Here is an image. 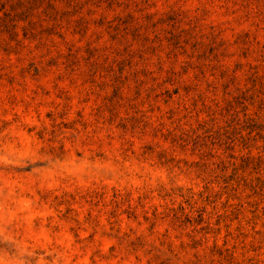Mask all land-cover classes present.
I'll return each instance as SVG.
<instances>
[{
	"label": "clouds",
	"instance_id": "9594fccd",
	"mask_svg": "<svg viewBox=\"0 0 264 264\" xmlns=\"http://www.w3.org/2000/svg\"><path fill=\"white\" fill-rule=\"evenodd\" d=\"M51 3L50 16L38 10L33 22L54 28L59 39L43 38L38 29L24 38L18 28L7 50L0 49V72L6 77L15 76L28 60L42 63L60 55L44 80L28 84L16 77L12 87L0 90V264H264V229L226 236L211 226L206 233L199 226L180 230L170 222V210L189 195L195 157L167 143L143 157L133 135H116L106 125L98 100L89 102L88 113L77 115L84 113L88 69L78 58L66 67L63 55L65 46L74 57L79 47L72 35L76 21L94 25L97 17L110 22L131 15L146 35H155L168 28L156 22L174 16L177 29L194 38L207 43L215 34L223 41L221 56L235 57L232 41L247 33V62L262 63L264 0H119L111 8L87 0L78 8L64 0ZM149 18L155 28L149 27ZM96 31L88 28L81 39ZM153 64L152 83L159 86L172 63L157 53ZM166 110L153 115L158 126L177 133L190 126L187 117L180 118L183 109L173 121L164 119ZM45 112L51 113L48 119ZM248 151L259 160L264 143H252ZM221 162L229 170L234 165L217 153L208 168ZM255 177L264 181L261 171ZM66 208L72 211L61 218ZM213 244L219 255L210 254Z\"/></svg>",
	"mask_w": 264,
	"mask_h": 264
},
{
	"label": "rangeland",
	"instance_id": "374dc122",
	"mask_svg": "<svg viewBox=\"0 0 264 264\" xmlns=\"http://www.w3.org/2000/svg\"><path fill=\"white\" fill-rule=\"evenodd\" d=\"M80 2L64 0L66 5L76 8ZM87 2L103 3L111 8L119 0ZM38 10L50 16L51 0H0V49L7 50V42L15 40L18 28L24 38H30L36 29L43 38L56 36L54 28L40 27L38 22H33ZM94 23L76 21L72 35L80 43L75 57L67 46L63 53L66 67L73 66L78 58L88 69L83 80L87 89L82 97L84 113L77 115L88 113L89 102L98 100L97 109L103 112L106 125L116 135H133L136 151L143 157L156 154L159 143L173 145L195 157L187 200L170 210V222L177 229L191 230L199 226L207 233L211 226L217 235L226 236L250 229L261 233L264 181L256 178L255 173L264 174V155L257 160L249 155L248 146L264 143V62H247L248 34L240 33L232 41L236 53L232 57L221 56L223 41L215 34L209 35L206 43L185 29L178 30L174 16L158 20L156 23L167 24L168 28L155 35H146L131 15L117 16L110 22L101 16ZM156 23L149 18V27L155 28ZM90 27L97 30L95 35L82 40ZM157 53L172 63L159 86L152 83ZM58 62L60 55L53 54L42 63L24 62L15 76L6 77L0 72V90L12 87L16 77L28 84L44 80L57 68ZM57 83L62 81L58 79ZM165 108L164 119L168 121L176 119L183 109L180 118L187 117L190 126L178 133L175 128L158 126L153 115ZM50 116L49 112L43 114L45 119ZM217 153L233 160L230 170L222 162L215 169L208 168L207 162L214 160ZM164 158L168 159L166 155ZM70 211L71 208H66L61 218ZM89 238L94 239V234L90 233ZM210 254H220L214 244Z\"/></svg>",
	"mask_w": 264,
	"mask_h": 264
}]
</instances>
